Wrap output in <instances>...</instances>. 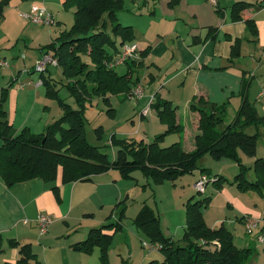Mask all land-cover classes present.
Returning a JSON list of instances; mask_svg holds the SVG:
<instances>
[{"label": "trees", "instance_id": "16d2710c", "mask_svg": "<svg viewBox=\"0 0 264 264\" xmlns=\"http://www.w3.org/2000/svg\"><path fill=\"white\" fill-rule=\"evenodd\" d=\"M10 0H0V18ZM64 6L74 7L73 24L46 46L44 52H51L57 58L69 96L74 99L73 108L58 96L56 82L44 72L39 73L45 85L46 96L57 100L62 114L44 127L39 133H31L27 127L17 132L9 123L5 110L7 88H3L0 98V179L7 187L32 179L55 182L61 171V183L89 181L94 175L117 170L122 177H130L133 169H139L155 181L174 179L185 173L199 169L208 181L218 188L227 181L220 174L212 175L199 161L205 153L213 159H228L237 164L238 172L231 184L242 192L253 190L264 193V159L256 157V145L260 137L259 128L264 126V114L260 115L252 101L240 90L241 103L231 119L227 117L229 101L215 103L202 95L189 101V109L198 113L197 132L194 149L185 151L180 142L161 146L169 133L180 132L182 127L176 121V107L170 100L154 93L151 108L156 112L166 129L154 135L151 141L135 138H110V145L116 148L114 159L90 144L85 136V109L94 97L109 102L108 95L128 93L139 84L140 77L134 76V66L143 65L141 60L146 51H140L139 60L126 61L127 70L119 73L108 63L120 50V46L134 39L133 29L117 20L123 8V0H63ZM251 4L239 0L230 7V20H243L242 12ZM246 30L257 41V26L252 18L244 20ZM216 30H214L215 33ZM211 35L212 39L217 36ZM227 40H232L226 35ZM241 38H234L230 45L229 60L240 56ZM47 71V69H46ZM111 111L109 108L107 112ZM253 127L255 132L245 130ZM97 132L99 129H96ZM100 134L98 132V138ZM241 153L253 157V164L246 166ZM252 171V178L248 177ZM57 201L59 188H51ZM200 192V191H198ZM210 196L188 198L185 204V225L181 243L165 237L159 229L157 215L150 209L142 208L134 222L142 227L151 242H158L163 259L151 260L148 264H248L253 249L237 247L232 232L221 223L217 227L206 224L203 210L210 203ZM118 221L90 228L83 240L75 242L71 248L89 254L95 247L100 249V261L108 264L107 246L111 235L101 232L105 227L120 228ZM243 217H240L241 221ZM10 246L18 247L19 258L14 264H40L29 243L20 244L9 240Z\"/></svg>", "mask_w": 264, "mask_h": 264}, {"label": "rangeland", "instance_id": "374dc122", "mask_svg": "<svg viewBox=\"0 0 264 264\" xmlns=\"http://www.w3.org/2000/svg\"><path fill=\"white\" fill-rule=\"evenodd\" d=\"M20 2L24 3L19 5ZM33 3L44 6L53 14L55 24L52 26L39 25L23 18L22 14ZM127 3L125 1V10L118 13L119 21L123 24H130L131 16H144L140 22L146 26L149 20L146 18L149 13L148 8L143 7L139 13L133 14L126 10ZM229 4L222 3L224 6L222 8L226 12H228L227 5ZM48 6L52 11L48 9ZM73 11L74 7L64 6L63 0H50V5L42 3V0H10L4 9V14L0 18V59H3L6 65L0 67V98L3 88H7V100L4 107L7 118L11 116V112L15 114L12 125L15 130L17 129V132L27 127L31 133H38L44 124H50L62 114L57 100L46 96L45 85L37 84L41 82L40 74L31 68L44 53V46L54 41L60 31L72 26ZM260 16L264 19V10L260 12ZM221 35L224 36V33ZM251 38L245 26V35L240 41L241 55L237 58V66L245 71L246 79H250L252 82H250L248 89V97L253 99L259 86L262 85L264 51L261 50V45H254L257 44V41L254 43L250 41ZM224 39H226L225 36ZM163 60H169L168 55H164ZM258 67H261V70L252 79L251 73L256 72ZM115 69L121 73L124 67ZM134 70V76L142 77L144 83L142 87L143 91L145 87L146 94L162 88L164 90L161 98L172 97L176 100L178 121L185 125V133L194 134L191 133L193 132L192 125H188L189 121L192 120V112L185 105L189 89L187 85L181 84L184 75H180L179 78L172 81H166L163 77L158 79L155 77L152 80L150 76L147 79V67L136 66ZM44 73L56 82L58 96L75 108L74 99L69 96L67 88L63 85L65 80L60 67L48 65V70ZM154 80L156 81L154 82ZM14 89H18L20 94L16 99V109L11 110L15 97L11 98L10 95L11 90ZM108 97V103H105L101 97H94L91 102L87 103L85 136L90 144L99 146V149L106 153L111 160L114 159L116 151V148L110 145V138L113 134L117 138L144 139L148 142L152 140L154 135L163 132L164 124L160 122L155 113L151 112L148 118L141 119L139 117L140 110L147 106L146 97L136 99L127 97L124 93L108 95ZM239 98L238 95L231 94V97L226 99L229 101L227 106L228 119L233 117ZM109 108L111 111L107 112ZM256 109L260 115L264 114V107L261 103L256 104ZM96 129H99V138ZM194 130L197 131V129ZM245 131L248 134H253L255 129L248 127ZM259 131L260 137L256 145V157L264 159V126L259 128ZM183 135L184 133H169L160 145L168 146L175 140H183ZM185 148L188 150L190 147L186 146ZM241 157L246 166L253 164V157H248L242 153ZM199 164L212 175H223L227 181L218 188L214 187L210 181L203 185L202 192H198L195 187L196 182L205 175L199 169L174 179L167 178L161 181H155L151 176L144 175L139 169H133L130 177H122L117 170L111 169L110 172L106 173L107 178L109 182H112L115 178L109 175L114 173L118 177V183L114 186L103 187L99 192L102 197H94V203L89 205L88 211L85 209L86 206L76 207L73 211L75 218L70 221L69 225L59 220L56 224L60 226L58 230H64V235L57 239L58 242L51 249L43 248L37 244L34 246L35 249L31 247L32 252L38 253L36 257L40 264H105L100 261V249L98 247L86 254L73 250L69 244L84 239L86 237L83 233L85 229L90 230V228L117 222L120 213L123 212L120 228L110 226L101 230L103 234L111 235L110 243L107 246L108 264H148L151 260L161 261L163 256L159 251V243L151 242L144 229L136 225L134 222L136 216L143 207L150 209L158 217L161 234L165 237H171L176 243H181L185 225V204L188 198L195 195L196 198H203L204 196L211 198L209 205L204 208L205 222L212 227H217L223 223L232 232L234 243L239 248L245 247V242L249 243L248 239H250L251 246L254 248L251 259L254 260L257 257L256 249H258L260 264H263L264 251L262 248L264 245L254 243L256 242L254 236L258 230L255 229L252 233H248L245 221L243 220L241 223L239 218L244 214L248 219L258 221L261 228L264 219L258 212L264 208V197L258 191H238L236 185L230 183L238 172L235 162L228 159L215 160L208 153H205ZM248 177L252 178L251 170ZM100 198L102 201H99ZM84 212L91 213V215H84ZM9 240L6 237L0 240L2 247L6 250L10 248ZM150 246L155 248H150ZM250 260L248 264H250Z\"/></svg>", "mask_w": 264, "mask_h": 264}, {"label": "crops", "instance_id": "0c3cea01", "mask_svg": "<svg viewBox=\"0 0 264 264\" xmlns=\"http://www.w3.org/2000/svg\"><path fill=\"white\" fill-rule=\"evenodd\" d=\"M125 1L128 2L126 10L131 11L133 14L139 13L143 7L148 8L149 13L146 18L149 20L146 26L140 22L144 16L137 17L133 15L131 16L130 24H123L119 21L117 14L118 22L123 25H129L133 29L134 39L132 42L138 46V55L135 59H141L140 51H146L145 56L141 60L143 61V66L147 67V79L149 76L152 80L155 77L157 79L163 77L166 81H172L179 78L180 75H184L181 84L187 85L189 89L188 97L185 100V105L188 109L189 101L192 97L200 95L215 103L225 101L231 97V94L238 95L240 98L237 105L239 106L241 103L239 92L243 86L246 97L254 103L255 107L257 103H261L264 107V76L261 81L262 85L259 86L254 98L250 99L248 97V89L251 80L246 79L245 71L240 66H237V58L239 56L231 61L229 60L230 45L233 43L234 38H242L245 35L244 20L248 18L254 19L257 26V44L254 45H261V50L264 51V19L260 16V12L264 10V0H243L251 5L242 12L243 20L235 22L230 20V7L239 0H223L222 2L217 0L216 6L207 0H123L124 6L118 13L125 10ZM43 2L50 5V0H42ZM224 2L230 3L227 5L228 12L222 8L224 7V4L222 5ZM23 3L20 2L19 5ZM48 9L51 10L49 6ZM214 30H216L215 33ZM213 33L215 35L217 33L215 39L211 38ZM221 33H224V36L229 35L232 40L224 39ZM242 47L243 43L241 53ZM164 55H168L169 60L164 61ZM119 67H124L121 74L127 70L126 63ZM31 69L34 70L33 68ZM260 70L261 67H258L256 72L251 73L252 79L256 77L255 75ZM37 84L39 85L41 82ZM139 84L144 85L142 77H140ZM163 90L158 88L157 91L146 94L144 87L141 99L146 97L147 106L143 110L147 108V111L144 113L143 110H140L139 117L141 119L148 118L151 112L156 114L151 106L148 105L149 99L154 93L162 97ZM19 94L18 89L11 90V98L15 97L11 110L16 109V99ZM163 99L170 100L176 107V121H178V104L175 103L176 100L172 97H163ZM191 112L192 120L191 122L189 121L188 125H192L193 132L191 133L194 134L185 133V125L181 121L177 122L182 127V130L176 133H184V135L183 140H175V142L180 141L184 145L183 149L185 151L194 149V136L197 132L194 129L197 128L198 113ZM14 115L11 112V116L8 118L11 124H13ZM46 125L42 126V130ZM163 126L165 130L166 126ZM186 146L190 148L186 150ZM108 172L110 170L94 175L89 181H75L67 184L61 183V171H59L53 183L32 179L7 187L0 179V240L6 237L10 240H16L20 244L29 243L32 248L39 244L43 248L51 249L58 242L57 239L64 235L63 229L58 230L60 226H57L56 223L59 220L69 225L70 221L75 218L73 211L76 207L83 205L86 206L85 209L88 211L89 205L94 203L93 198L102 197L99 192L103 187L114 186L118 183V177L114 173L109 175L115 178L112 180L114 184L109 182L108 175H106ZM53 185L59 188V201L56 200L51 190ZM260 195L264 197V193H260ZM251 196L254 197V195ZM99 201H102V198ZM40 212L46 213L52 219L47 232L44 234H39L36 225V217ZM258 213L264 219V208ZM84 215H91V213L84 212ZM240 217H243L241 221L239 220L243 223L246 216L242 214ZM261 229L264 232V224ZM88 230L85 229L83 231L85 236ZM254 239L256 241L254 242L255 244L262 243L264 245V240L258 242L256 236H254ZM248 240L249 243L246 241L245 247L254 250L250 243L251 240ZM75 242L70 243V247ZM262 249L264 251V247ZM257 251L258 249H256L257 257L254 260L251 259L250 264H260V257ZM37 254L35 253V255ZM18 258V247L10 246L6 250L0 243V264H14Z\"/></svg>", "mask_w": 264, "mask_h": 264}, {"label": "built area", "instance_id": "2783aa9c", "mask_svg": "<svg viewBox=\"0 0 264 264\" xmlns=\"http://www.w3.org/2000/svg\"><path fill=\"white\" fill-rule=\"evenodd\" d=\"M212 5H217V0H207ZM22 17L26 20L39 24V25H46L52 26L55 24L54 15L51 14L44 6L38 4H32L29 9L22 14ZM138 55V46L134 42H127L120 46V50L113 56L111 61L108 63V67L110 68H117L126 63V61L130 59H135ZM5 62L3 59H0V67H5ZM48 65L57 66V58L51 52H44L41 57L36 61L35 65L33 66L34 71L38 73L45 72L48 68ZM143 96V87L140 84H137L127 95V97H134L136 99H140ZM154 101V95H151L149 99L148 105L151 106L152 102ZM148 106V107H149ZM147 108L143 110L146 113ZM206 175H203L199 180L196 182V190L203 191V185L209 183ZM247 218V217H246ZM245 218V219H246ZM245 227L248 233H252L255 229L258 230L256 234V240L258 242H262L264 240V232L263 229L259 227V222L256 220L246 219L244 220ZM52 219L49 215L44 212L38 213L36 217V225L40 234H44L47 232L49 225L51 224ZM150 248H155L150 246Z\"/></svg>", "mask_w": 264, "mask_h": 264}]
</instances>
